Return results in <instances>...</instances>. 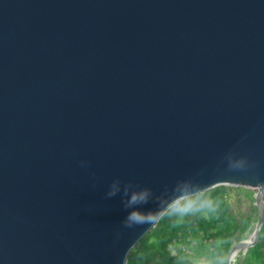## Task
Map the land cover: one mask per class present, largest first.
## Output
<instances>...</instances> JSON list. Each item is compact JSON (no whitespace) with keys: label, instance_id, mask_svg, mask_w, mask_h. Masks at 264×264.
<instances>
[{"label":"water","instance_id":"obj_1","mask_svg":"<svg viewBox=\"0 0 264 264\" xmlns=\"http://www.w3.org/2000/svg\"><path fill=\"white\" fill-rule=\"evenodd\" d=\"M217 185L254 192L234 264L264 222V0H0V264H126Z\"/></svg>","mask_w":264,"mask_h":264},{"label":"trees","instance_id":"obj_2","mask_svg":"<svg viewBox=\"0 0 264 264\" xmlns=\"http://www.w3.org/2000/svg\"><path fill=\"white\" fill-rule=\"evenodd\" d=\"M189 205L196 210L163 213L129 252L126 264H226L227 253L245 238L248 228V218L244 224L236 219L229 186L217 185L175 203ZM237 264H264V222L254 245Z\"/></svg>","mask_w":264,"mask_h":264},{"label":"rangeland","instance_id":"obj_3","mask_svg":"<svg viewBox=\"0 0 264 264\" xmlns=\"http://www.w3.org/2000/svg\"><path fill=\"white\" fill-rule=\"evenodd\" d=\"M254 192L250 189H245L240 186H229V198L232 210L236 215L239 223H243L248 218V228L244 232V237H247L251 232L256 221L257 210L253 203ZM244 255L239 253L234 264L242 263Z\"/></svg>","mask_w":264,"mask_h":264},{"label":"clouds","instance_id":"obj_4","mask_svg":"<svg viewBox=\"0 0 264 264\" xmlns=\"http://www.w3.org/2000/svg\"><path fill=\"white\" fill-rule=\"evenodd\" d=\"M147 199V192H142L139 194H135L131 197V203L136 204L138 202L142 203L145 202ZM196 210L193 208L191 205L186 206V207H176L175 203H171L167 206V209L164 211V214L168 215H183L187 214L190 211ZM154 219V214L151 212H143L140 211L139 209H133L128 217L127 221L129 222V225L131 224H142L148 220Z\"/></svg>","mask_w":264,"mask_h":264},{"label":"bare ground","instance_id":"obj_5","mask_svg":"<svg viewBox=\"0 0 264 264\" xmlns=\"http://www.w3.org/2000/svg\"><path fill=\"white\" fill-rule=\"evenodd\" d=\"M239 255V253L238 254H235V255H233V259L235 258L236 259V257Z\"/></svg>","mask_w":264,"mask_h":264}]
</instances>
